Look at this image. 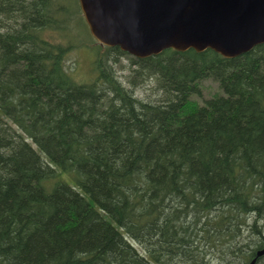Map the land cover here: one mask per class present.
Masks as SVG:
<instances>
[{"label": "trees", "instance_id": "16d2710c", "mask_svg": "<svg viewBox=\"0 0 264 264\" xmlns=\"http://www.w3.org/2000/svg\"><path fill=\"white\" fill-rule=\"evenodd\" d=\"M76 13L89 34L77 0H0V264H248L264 246V44L232 59L100 45L81 84L71 46L46 37ZM143 79L159 101L134 96ZM207 79L220 92L199 103Z\"/></svg>", "mask_w": 264, "mask_h": 264}, {"label": "water", "instance_id": "95a60500", "mask_svg": "<svg viewBox=\"0 0 264 264\" xmlns=\"http://www.w3.org/2000/svg\"><path fill=\"white\" fill-rule=\"evenodd\" d=\"M101 46L145 59L211 50L232 59L264 44V0H78ZM264 255V248L257 257ZM255 259L250 262L254 264Z\"/></svg>", "mask_w": 264, "mask_h": 264}, {"label": "rangeland", "instance_id": "374dc122", "mask_svg": "<svg viewBox=\"0 0 264 264\" xmlns=\"http://www.w3.org/2000/svg\"><path fill=\"white\" fill-rule=\"evenodd\" d=\"M76 18L72 20L73 26L70 29V33L62 34L50 31V33L46 34V37L50 38L51 41L71 46L64 57V67L76 82L87 84L96 77L93 70V61L96 53H104L105 50L89 36L79 13H76ZM129 57L119 58L118 63L115 65L119 80L127 88H130L127 81L132 80L134 83H139L136 80L137 75H134L132 72L135 67L131 65ZM219 92V87L215 81L211 79L204 80L201 82L202 97L196 98V100L199 103H203L205 99ZM134 96L144 101L155 102L161 99V94L157 90L156 83L148 79H143L142 83L135 87Z\"/></svg>", "mask_w": 264, "mask_h": 264}, {"label": "bare ground", "instance_id": "6f19581e", "mask_svg": "<svg viewBox=\"0 0 264 264\" xmlns=\"http://www.w3.org/2000/svg\"><path fill=\"white\" fill-rule=\"evenodd\" d=\"M263 248H264V246H263L261 249H259V250L256 251L255 257L252 259V260L255 259V263H254V264H256L257 259H259V258H261V257L264 256V255H262V256L257 257V252L260 251V250H262ZM216 260H217V259H216ZM252 260H251V261H252ZM251 261H250V262H251ZM250 262H249L248 264H250Z\"/></svg>", "mask_w": 264, "mask_h": 264}]
</instances>
